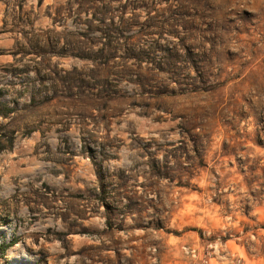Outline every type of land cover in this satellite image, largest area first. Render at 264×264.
<instances>
[{
  "label": "rangeland",
  "instance_id": "1",
  "mask_svg": "<svg viewBox=\"0 0 264 264\" xmlns=\"http://www.w3.org/2000/svg\"><path fill=\"white\" fill-rule=\"evenodd\" d=\"M202 258L264 264V0H0V264Z\"/></svg>",
  "mask_w": 264,
  "mask_h": 264
},
{
  "label": "bare ground",
  "instance_id": "2",
  "mask_svg": "<svg viewBox=\"0 0 264 264\" xmlns=\"http://www.w3.org/2000/svg\"><path fill=\"white\" fill-rule=\"evenodd\" d=\"M69 143H70V142H69ZM59 151H60V150H59ZM41 157H42V156H41ZM42 219H43L42 216L35 215V214H32V213L29 214V215H24V216H20V217H19V220H20L21 222L23 221L22 223H25V222H26V223L29 224V225H30V224H33V223L36 222L37 220L41 222ZM26 223H25V224H26ZM37 223H38V222H37ZM12 227H13V226H12ZM15 228H16V227H15ZM15 228H14V229H15ZM14 229H13V230H14ZM15 232H16V231H15ZM24 234H25V233H24Z\"/></svg>",
  "mask_w": 264,
  "mask_h": 264
},
{
  "label": "built area",
  "instance_id": "3",
  "mask_svg": "<svg viewBox=\"0 0 264 264\" xmlns=\"http://www.w3.org/2000/svg\"><path fill=\"white\" fill-rule=\"evenodd\" d=\"M188 252L190 253V255L193 257V258H197L198 257V254L196 253L195 250H191L190 248L187 249ZM201 262L202 264H210V261L207 259V258H202L201 259Z\"/></svg>",
  "mask_w": 264,
  "mask_h": 264
},
{
  "label": "trees",
  "instance_id": "4",
  "mask_svg": "<svg viewBox=\"0 0 264 264\" xmlns=\"http://www.w3.org/2000/svg\"><path fill=\"white\" fill-rule=\"evenodd\" d=\"M6 249V248H5ZM5 251V250H4Z\"/></svg>",
  "mask_w": 264,
  "mask_h": 264
}]
</instances>
